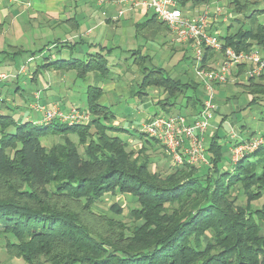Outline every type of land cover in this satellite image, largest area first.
<instances>
[{
  "label": "trees",
  "instance_id": "16d2710c",
  "mask_svg": "<svg viewBox=\"0 0 264 264\" xmlns=\"http://www.w3.org/2000/svg\"><path fill=\"white\" fill-rule=\"evenodd\" d=\"M177 1L183 7H199L214 0ZM255 3L229 0L227 6L244 16L237 20L249 27L222 35L225 46L238 52L257 47L264 53V24ZM151 26L168 29L155 15L139 29ZM214 55L205 49V66ZM147 58L141 56L137 63L143 68V90L155 86L165 91L160 103L166 114H172L181 97L191 105L189 116L199 114L200 83H184L161 67H144ZM106 64L104 55L97 54L86 61L72 60L67 67L85 77L91 71L107 74ZM245 71L246 66L239 68L237 75L245 82L237 83L246 87L254 105L259 97L264 99V75L247 79ZM188 90L191 94L186 95ZM102 96L99 86L89 87V123H15L0 116V237L6 240L8 255L27 264H264V205L253 207L264 196V145L223 169V146L214 135L208 146L209 167L185 163L162 175L111 133L121 129L111 125L114 115L100 102ZM12 124L15 130L10 132ZM93 126L98 139L85 146ZM70 132L78 133V143L69 138ZM52 134L64 135V141L43 144ZM236 191L244 203L238 202ZM119 193L136 197L131 225L93 208L104 195ZM112 208L122 213L118 205Z\"/></svg>",
  "mask_w": 264,
  "mask_h": 264
},
{
  "label": "crops",
  "instance_id": "0c3cea01",
  "mask_svg": "<svg viewBox=\"0 0 264 264\" xmlns=\"http://www.w3.org/2000/svg\"><path fill=\"white\" fill-rule=\"evenodd\" d=\"M115 1L107 0L101 3L100 0H19L18 2L0 0V38L5 34L7 28L16 37L7 48L0 49V72L8 71L16 74V76L0 83V116H9L15 123L37 122L44 116V110L37 108V104L39 107L45 108H53L57 105L62 112L66 113L70 106L78 105L77 95L82 85L81 81L86 80L88 85L85 88V105H87L89 87L99 86L103 90L100 102L108 106L114 115L111 125L121 129L112 132L114 135L122 138L127 144H133L136 141L133 138H136V142L140 143L141 148L144 147L145 143L148 146L156 143V145H160L161 143L158 140L144 134L139 128L149 122L152 119L151 117L164 111L160 103L164 98L157 95L148 98L149 88L145 92L143 88L142 90L140 88L141 83L137 84L136 81L128 80L127 74V77L121 76L127 69H129L128 74L135 75L137 72L128 68V66L137 65L140 69L141 67L137 63L141 56H147V61H152L140 45L137 47H134V44L133 47H129V44L126 45L127 29L132 24L135 28L134 37L138 38L140 34L149 33L150 40L153 42H155L153 40L154 36H158V49L166 48L165 50L168 51L167 57L169 58L174 57L177 53H182L179 56V62L185 59L186 52L189 51L190 47L187 48L183 44L174 42L170 31L166 28L151 26L150 28L139 29V25L153 17V12L138 8L128 10L119 16L122 7ZM214 1L222 2L220 0ZM223 1L225 6L229 2V0ZM226 11L230 13L228 21H216L212 23L210 28L212 32H219L221 36L228 31L231 32L230 30L234 25L231 24V19H238L235 12L229 11L227 7ZM19 32L22 35L20 34L18 38L16 35ZM26 33H30L31 38L25 36ZM162 34L171 36L172 39L161 38L160 35ZM23 37L25 39L21 41ZM97 54L104 55L107 60V74L91 71L85 77H81L77 69L67 67V64L72 60L86 61L97 56ZM128 54V57L124 56ZM135 55L137 57L133 59ZM220 60V54L215 52L214 57L207 66H217ZM147 61H145V64ZM22 67L25 70L18 73ZM122 68H124V72ZM163 69L169 76L180 79L184 83L191 80L185 81L182 76L183 73L179 76L178 73L180 74L181 71L175 68L169 71ZM92 81H98L97 84L99 85L92 83ZM195 81L198 82L197 79ZM101 82L102 85L100 86ZM241 85L238 83L231 84L232 87H240ZM136 86L138 88L134 89ZM225 86L223 84L216 91V97H218L219 92L225 93L223 98L218 97L219 100L223 101V106L218 107L213 121L214 126L207 131L204 143L207 149L206 156L209 160L208 146L210 139L214 135H218L219 144H222L220 141L224 139L223 142L225 143L222 144L223 157L227 158L228 162L224 165L222 163V167L223 169H229L233 165L230 159L233 144L242 140L246 134L251 136L264 135V128L257 131L260 126H257V123L249 127L247 125L234 126L231 123L230 130H224L223 135L221 134L226 122H231L230 114L233 109L230 99L232 95L235 96L234 93L228 92L227 87L224 88ZM198 89L203 91L201 84ZM134 94L135 96L140 94L142 101L137 104V107L127 106V109L123 111L125 119L119 120L111 105H114L115 102L119 104L123 100L131 99ZM147 100L151 102H149L150 106L146 108L144 102ZM250 100L251 98H248L247 95L248 102L239 106L238 110L244 111L253 107L255 104H250ZM179 103L182 107L181 111L185 113L192 112L191 105L187 100L185 103ZM130 108L131 112H129ZM258 120L261 124L260 118ZM7 130L14 131V124L9 126ZM122 132L127 136H123ZM206 165L203 164L201 167ZM262 234L264 233L262 232ZM14 260L20 261L22 259L16 258Z\"/></svg>",
  "mask_w": 264,
  "mask_h": 264
},
{
  "label": "built area",
  "instance_id": "2783aa9c",
  "mask_svg": "<svg viewBox=\"0 0 264 264\" xmlns=\"http://www.w3.org/2000/svg\"><path fill=\"white\" fill-rule=\"evenodd\" d=\"M4 1V0H1ZM18 2L19 0H8ZM107 0H100L105 2ZM122 7L119 16L131 9H146L163 22L170 31L173 41L190 47L194 52V71L197 81L203 87V106L198 115L166 114L161 111L151 117L139 130L151 138L158 140L170 156L173 167L185 163L193 166L208 164L209 160L205 145V136L209 128L213 127L218 106L216 91L218 86L226 84L230 79L240 81L237 72L241 66H246L244 77L254 78L264 75V54L259 48L251 51H236L225 46L219 32H212L211 25L216 21L226 22L230 18L226 6L212 1L198 6H180L177 0H116ZM209 48L220 54L221 60L217 66H205V49ZM25 70L22 67L18 73ZM16 76L11 72H0V83ZM37 108L44 110V116L37 121L39 124H49L59 119L68 124L89 123L92 120L89 110L84 111L79 106L71 107L64 113L56 105L45 108L37 104ZM264 145V135L253 136L247 140H240L231 148L233 166L238 164L246 155L253 153Z\"/></svg>",
  "mask_w": 264,
  "mask_h": 264
},
{
  "label": "rangeland",
  "instance_id": "374dc122",
  "mask_svg": "<svg viewBox=\"0 0 264 264\" xmlns=\"http://www.w3.org/2000/svg\"><path fill=\"white\" fill-rule=\"evenodd\" d=\"M221 4H224L225 2L223 0ZM252 1H256L255 4H253L254 8L258 9V14H257V18L259 20L260 23L264 24V0H252ZM229 4V2H228ZM226 4L227 9H229V11L231 10ZM253 8V9H254ZM233 11V10H231ZM251 11V9L249 10ZM234 12V11H233ZM238 18H243L244 16L242 14H238L237 15ZM231 24L233 25L231 28V32H236L240 27L243 28H248L249 24L247 22H240L239 20L232 18L231 19ZM9 28L6 29L5 34L0 38V49H5L7 48V46L12 43L13 39L16 38L13 36L12 33H10L8 31ZM20 34L22 35L21 32L17 33V37L19 38ZM25 36H27L28 38H31L30 33H26ZM135 36V28L131 26L127 29V44H129V47H137V46H141L144 49L145 54H148L150 56V58L152 59L151 62L147 61V63L144 65V67L147 68H152L154 66L157 67H163L165 68V70L168 69L169 70H173L174 68L176 70H180V74L178 73V75H182L183 73V79L186 80H190V79H195L196 80V74L194 71V52L193 50L190 48L188 52H186V57L183 61L179 62V56L182 55V53H177V55H175L174 57H167L168 51L165 50L166 48L163 49H158V45L157 43H159V37L154 36L155 38H153V40L156 42H153L152 40H150L151 38L149 37V33H143L140 34L137 37ZM161 38H165V39H169L171 40L172 37L171 36H165V34L160 35ZM22 38V37H20ZM25 37H23V39L21 41H24ZM16 41V40H15ZM133 41V42H131ZM125 44V43H124ZM186 46V45H185ZM188 48V46H187ZM263 53V52H262ZM264 54V53H263ZM124 56H129L128 55H124ZM137 55L133 56V59L136 58ZM131 62V61H130ZM132 63V62H131ZM141 67V66H140ZM128 68L132 69L133 71H136L137 73L135 75L133 74H128L129 69L125 70L124 72V68H122V72L123 74L121 76H126V74L128 75V80H133L136 81V83H141L142 82V77H143V68L139 69V66L137 65H130L128 66ZM8 72V71H7ZM241 82H245V79H240ZM138 81V82H137ZM103 82V81H102ZM102 82L100 84V86L102 85ZM82 85L79 88V94L77 95V103L78 105H72L71 107L74 106H79V108L81 110L87 111V105H85V100H86V87L88 85V82H86V80L81 81ZM92 83H99L97 82H93ZM135 83V82H134ZM237 83V81H235L234 78L230 79L229 82H227V84H225L226 86L224 88L227 87L228 92H232L235 94L232 95L230 101L233 112L230 114L231 118L230 121L231 122H226L224 129L221 130V134L223 135V131L224 130H230L232 124L234 126H239L241 127V125H247L252 126L253 124L257 123V126H259V128L257 129V131L261 130L264 128V99L259 97V103L260 104H255L253 107L249 108V109H245L243 110H238L239 106L243 105V103H247V95L248 98H252V95H250L249 93H247V89L246 87H244V85L240 86V87H232L231 84ZM240 83V84H242ZM99 85V84H97ZM136 85V84H135ZM229 87H228V86ZM222 86V85H221ZM220 86L216 87L217 89ZM138 86H136L134 89H137ZM142 90V87H140ZM140 90V89H138ZM145 91V90H144ZM149 93H148V98L150 96H159L161 98H165L167 95L165 93L164 90H162V88H158L155 86H151L149 87ZM147 92V91H145ZM199 92L203 94V91L201 89H199ZM244 93V94H243ZM191 94V90H188L186 95ZM247 94V95H246ZM140 94H138L137 96H132L131 99L128 100H123L121 101L119 104L117 102H115L114 105H111L113 107V110L115 111V114L117 117H119V120H123L125 119V116L123 114V111L125 109H127V106L130 107H137L138 103L141 100V97L139 96ZM185 96V95H184ZM219 98H223L225 96V93H221L219 92L217 95ZM144 97V95H143ZM218 97H216V102L218 107L223 106V101L220 99H218ZM187 100L186 97H181V99L177 100L179 102L185 103V101ZM149 102L151 101H146L144 102L145 107L147 108L148 106H150ZM177 102V104L175 106L172 107L171 113H182V114H189L191 111H188V113H185L183 111H181L182 107L180 106V103ZM11 104V103H10ZM140 104V103H139ZM118 106V107H117ZM69 108V110H70ZM29 110V109H28ZM131 108L129 109V112H131ZM90 112V111H89ZM127 112V113H129ZM90 115L92 117V113L90 112ZM256 116V117H255ZM255 117V120H254ZM219 118V117H218ZM260 118V122L261 124H259V119ZM82 123V122H81ZM80 123V124H81ZM232 123V124H231ZM68 124V123H67ZM71 125V124H69ZM76 125V124H73ZM214 126V123H213ZM246 126V128H247ZM95 127L93 126L91 128V132L93 135L89 136L87 139V142L85 143V146H88L90 143V140H96L97 141V136L95 134ZM115 132V131H112ZM111 132V133H112ZM245 132V131H244ZM1 134V133H0ZM113 134V133H112ZM123 136H127L124 132H122ZM119 134V135H122ZM69 138H71L74 142H79V135L77 132H70L69 134ZM258 135V134H257ZM122 137V136H121ZM253 136H251L250 134H246L245 137L242 138V140H247L252 138ZM137 141L136 138H133ZM134 140V141H135ZM43 144H45L48 147H51L53 144L59 143V142H63L64 141V135H57V134H52L47 136L46 138L42 139ZM133 142V144L129 143L128 149L135 152L134 156L137 157V159H139L140 162H144L145 160L148 161L149 164V168L151 171L153 172H158L159 174L165 175L166 173L170 172L171 169L173 168V164L171 162V158H169L170 156L166 153L164 147L160 144V145H156V144H150L149 146L145 143L144 147L141 148L140 143L137 142ZM224 139H222L220 142H222V144H224L225 142H223ZM136 143V144H135ZM84 146V145H83ZM83 146H80V151L82 152V154L84 155V149ZM226 147V146H225ZM227 149V147H226ZM225 149V150H226ZM228 157V156H227ZM230 159H231V154H230ZM146 161V162H147ZM228 162L227 158L223 159V165ZM231 163H232V159H231ZM210 163H208L205 167H202L201 169L205 170L204 168L209 167ZM235 194H237L239 196V203H244L245 202V198L243 196V194L240 192L238 193V191L235 192ZM136 197L130 195V194H125V193H119V194H107L104 195L100 201H98L94 206V210L96 212H98V214H103V215H107V216H113V218H117V219H123L124 221H126V223L128 225H131L133 222H135L134 220H132V218L130 217V209L132 207H134L136 205ZM113 205H118L119 207L122 208V213H115L113 212ZM253 207H262L264 205V196L262 198H260L259 200H256L253 202ZM264 233V231H263ZM12 238V237H11ZM13 240V238H12ZM5 244H6V240L3 237H0V264H27V262L22 259L20 261H15L14 259L18 258V257H10L6 251L5 248ZM21 259V258H18ZM16 262V263H14Z\"/></svg>",
  "mask_w": 264,
  "mask_h": 264
}]
</instances>
